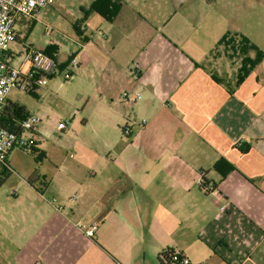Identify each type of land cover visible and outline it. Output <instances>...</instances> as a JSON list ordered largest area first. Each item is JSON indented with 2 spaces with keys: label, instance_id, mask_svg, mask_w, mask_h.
Masks as SVG:
<instances>
[{
  "label": "crops",
  "instance_id": "1",
  "mask_svg": "<svg viewBox=\"0 0 264 264\" xmlns=\"http://www.w3.org/2000/svg\"><path fill=\"white\" fill-rule=\"evenodd\" d=\"M92 1L54 0L14 22L4 59L19 84L3 118L17 125L15 105L39 116L31 136L45 153L48 123L76 127L70 147L91 153L77 160L83 171L58 177L60 159L49 180L0 204V264H162L167 251L189 264H264V0H121L111 21H81ZM38 23L51 31L37 37ZM240 35L262 53L243 77V56L220 43ZM28 46L55 62L44 85L29 76ZM124 90L141 98L125 102ZM220 158L233 166L224 175Z\"/></svg>",
  "mask_w": 264,
  "mask_h": 264
},
{
  "label": "built area",
  "instance_id": "2",
  "mask_svg": "<svg viewBox=\"0 0 264 264\" xmlns=\"http://www.w3.org/2000/svg\"><path fill=\"white\" fill-rule=\"evenodd\" d=\"M54 0H0V115L7 107L6 97L10 89L18 86L19 69L10 66L4 59L5 51L9 44L15 40V32L13 29L14 22L17 17L23 16L33 18L39 8L53 4ZM51 27L46 25V32H50ZM26 58L31 63L30 78L36 83L44 85L48 77L54 71L55 62L51 56L33 46L26 48ZM77 67V62L72 59L69 67L64 70V78L68 79L72 71ZM122 98L125 102L133 103L141 98L139 92L133 94L127 90L122 92ZM39 116L30 115L21 119L17 123V129L7 128L0 124V168L7 160V155L14 147L27 150L30 147H35L36 141L31 136L32 131L40 123ZM144 123L145 119H141ZM122 135L129 134V126L126 124L122 130ZM205 191H213L211 185H206ZM49 202L57 209L61 210L62 206L57 205L56 199L52 197ZM86 236H92L95 230V225H80ZM172 264H189L186 256L178 252H172L170 255Z\"/></svg>",
  "mask_w": 264,
  "mask_h": 264
},
{
  "label": "rangeland",
  "instance_id": "3",
  "mask_svg": "<svg viewBox=\"0 0 264 264\" xmlns=\"http://www.w3.org/2000/svg\"><path fill=\"white\" fill-rule=\"evenodd\" d=\"M67 17L60 19L61 27L66 28L69 31H74L72 25L68 26L66 22ZM48 24L53 26L50 21ZM72 22V21H71ZM73 22L72 24H74ZM39 24V23H38ZM40 29L37 30L36 36L41 37L43 35L46 25L39 24ZM49 25V26H50ZM66 29H63L66 31ZM64 52H60V56H63ZM131 67L136 68V64L133 63ZM68 123V120H67ZM46 132L44 136H40L39 140L42 144V148L46 151L45 157L38 161L33 153L29 150H23L19 147H14L8 157V166L10 174L0 186V204H8L14 202L12 200L20 199L25 196L27 192V186L30 183L39 186L45 176L46 180H49L50 175L59 165V160L63 159L60 165V172L58 177L69 175L70 173H77L83 171L87 166L77 164V160L81 157V154H90V150L74 144L73 148L70 147V143L78 134L76 127L65 128L63 131L60 125L47 124ZM91 135V129L88 126L81 132V136L89 137ZM35 138V137H34ZM93 150L106 151L104 147L98 142H92ZM64 147V148H63ZM94 163V161H92ZM95 164V163H94ZM39 174V177L33 180L34 176Z\"/></svg>",
  "mask_w": 264,
  "mask_h": 264
},
{
  "label": "trees",
  "instance_id": "4",
  "mask_svg": "<svg viewBox=\"0 0 264 264\" xmlns=\"http://www.w3.org/2000/svg\"><path fill=\"white\" fill-rule=\"evenodd\" d=\"M121 0H93L90 6L87 9H81L83 13V18H81V21L85 18V16L89 12H95L101 17H103L107 21H111L118 13L119 8L121 6ZM79 25L80 21L75 22L73 24V27L77 33H79ZM220 43H225L226 45H230L232 50L234 52H238V54L242 55V65H241V77L246 75V73L260 60L262 57V53L260 50H258L255 45H253L245 36L240 35L238 38V44L234 46V39L230 36H225L221 39ZM219 43V44H220ZM250 50H254V56L250 57L248 56V52ZM6 110V108H5ZM5 113V112H4ZM3 112L0 115V124L4 125L7 128L11 129H17V125L14 121H10L12 118H3V116H9L4 114ZM13 113L16 114L15 117L20 121L21 119L25 118L26 115L24 113V109L22 106L15 105L13 107ZM29 150L31 153H33L38 161H41L45 157V152L43 150H38L34 146L30 147ZM214 169L220 172L221 174H226L230 170L233 169V166L226 161L224 158H220L218 161H216L213 165ZM10 174V169L8 166L7 160L4 164H2L0 168V186L3 184V182L6 180V178ZM208 185V184H207ZM206 184L201 182V187L204 190ZM205 191V190H204ZM208 192V191H205ZM172 252L167 251V253H163L161 255V262L162 264H172L170 261V255Z\"/></svg>",
  "mask_w": 264,
  "mask_h": 264
}]
</instances>
